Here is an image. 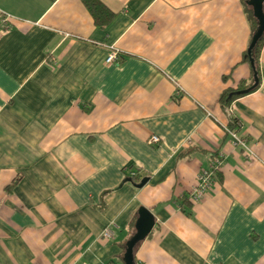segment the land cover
I'll use <instances>...</instances> for the list:
<instances>
[{
    "label": "crops",
    "instance_id": "0c3cea01",
    "mask_svg": "<svg viewBox=\"0 0 264 264\" xmlns=\"http://www.w3.org/2000/svg\"><path fill=\"white\" fill-rule=\"evenodd\" d=\"M100 1L103 27L82 0H0V264H125L141 207L135 264H264V46L259 88L220 101L252 75L249 0Z\"/></svg>",
    "mask_w": 264,
    "mask_h": 264
},
{
    "label": "trees",
    "instance_id": "16d2710c",
    "mask_svg": "<svg viewBox=\"0 0 264 264\" xmlns=\"http://www.w3.org/2000/svg\"><path fill=\"white\" fill-rule=\"evenodd\" d=\"M82 1L89 8V10L91 11V13L93 14V16L95 18L96 23L99 26H102V27L106 26V24H108L115 15V13L111 9H109L100 0H82ZM249 12H250V14H249L250 15V21H251V25H252V35H251V39H252V36H253L257 26H258V21L254 17L252 8L249 9ZM249 45H250V43H249ZM263 46H264V34L259 39V41L255 45V47L253 48L252 56L255 60V66H253L251 64V59H250V55L248 52L249 46L246 49V51L244 52L243 61L249 63V65L251 66V70H252L251 78L249 81H247V80L241 81L237 87H229L223 91L221 98H220V101H221V104L224 108L229 107L232 104V102L235 99H237L238 97L245 95L247 93L253 92L259 88V84H260V80H261L260 56H261ZM255 72H257V75H255ZM230 118H231V123H230V127H228V129L236 131L235 128L239 126L240 121L237 118L232 117V116ZM136 174H138V171L136 169L134 171H131V177L136 176ZM131 177H130V179H132ZM184 209L186 210V212L188 214L191 213V211L189 209H187L185 206H184Z\"/></svg>",
    "mask_w": 264,
    "mask_h": 264
},
{
    "label": "water",
    "instance_id": "95a60500",
    "mask_svg": "<svg viewBox=\"0 0 264 264\" xmlns=\"http://www.w3.org/2000/svg\"><path fill=\"white\" fill-rule=\"evenodd\" d=\"M249 3L253 7L254 17L258 21V26L252 36L248 48L251 64L255 66V60L252 54H253V48L264 34V0H249ZM255 75H257V72H255ZM147 180L148 179L144 178L141 181V183H139V186L144 185ZM154 225H155V218L153 213L146 207H141L139 209V216L137 218L135 225L136 232L132 236V238L128 240L125 246V254H124L125 264H135V253H134L135 248L140 241L144 240L149 235Z\"/></svg>",
    "mask_w": 264,
    "mask_h": 264
},
{
    "label": "built area",
    "instance_id": "2783aa9c",
    "mask_svg": "<svg viewBox=\"0 0 264 264\" xmlns=\"http://www.w3.org/2000/svg\"><path fill=\"white\" fill-rule=\"evenodd\" d=\"M118 56H119V50L118 49L112 50L107 56L106 59L107 63L119 62ZM229 132L233 136V140L236 144H241L243 146H246L247 139L245 137L238 136L236 133L232 131ZM159 141H160V137L156 134L152 135L149 138L150 143H158ZM221 164H222L221 154H217L212 157L210 168L205 169L200 173L197 183L190 189L188 194L190 201H192L193 203L198 202L204 196V194L209 189H211L214 183L216 173L219 170ZM113 236H114V232L111 225L105 227L101 233V239L104 242L111 240Z\"/></svg>",
    "mask_w": 264,
    "mask_h": 264
}]
</instances>
